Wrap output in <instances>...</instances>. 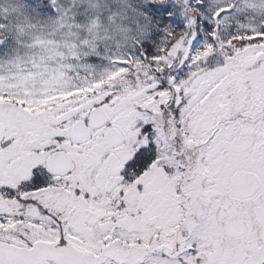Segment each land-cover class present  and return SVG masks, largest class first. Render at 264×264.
Segmentation results:
<instances>
[{"label":"snow or ice","instance_id":"6c2138e0","mask_svg":"<svg viewBox=\"0 0 264 264\" xmlns=\"http://www.w3.org/2000/svg\"><path fill=\"white\" fill-rule=\"evenodd\" d=\"M0 264H264V0H0Z\"/></svg>","mask_w":264,"mask_h":264}]
</instances>
